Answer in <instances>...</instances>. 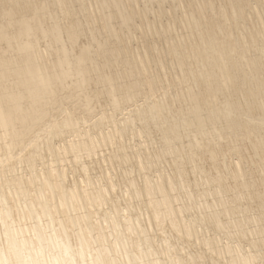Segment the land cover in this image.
<instances>
[{
    "label": "bare ground",
    "instance_id": "bare-ground-1",
    "mask_svg": "<svg viewBox=\"0 0 264 264\" xmlns=\"http://www.w3.org/2000/svg\"><path fill=\"white\" fill-rule=\"evenodd\" d=\"M137 1L0 0V264H264V0ZM136 120L159 134L144 162L116 140ZM112 144L107 165L141 173L140 184L121 175L131 217L116 202L112 217L98 214L114 186L84 163L100 165ZM43 148L50 162L36 171ZM165 158L173 173L158 167L152 180ZM68 164L84 177L74 186ZM191 185L213 198L196 202ZM152 227L206 250L175 256Z\"/></svg>",
    "mask_w": 264,
    "mask_h": 264
},
{
    "label": "rangeland",
    "instance_id": "rangeland-1",
    "mask_svg": "<svg viewBox=\"0 0 264 264\" xmlns=\"http://www.w3.org/2000/svg\"><path fill=\"white\" fill-rule=\"evenodd\" d=\"M89 1V0H88ZM139 2V3H138ZM137 3H138V5H140L139 7H144V4L146 3V1H144V0H139V1H137ZM154 9L156 10V5L154 4ZM165 8L166 9H168L169 8V5L167 4H165ZM170 18H171V15H170V13H168V15H167V17L166 18H162V20H161V22L164 24V23H167V22H171L170 21ZM172 19V22H173V18H171ZM136 34H137V36H136ZM135 36L136 37H138V33H137V31L135 32ZM138 39H139V37H138ZM136 40H137V38H136ZM134 45V44H133ZM139 46H140V42H139ZM101 103H105L104 101H100ZM99 101L97 102V101H95V107H97V108H95L94 107V113H98V114H100L101 112L103 113V112H105V113H108L109 112V110H108V106L105 104L104 106L102 105L101 106V103H100ZM98 104H99V106H98ZM97 105V106H96ZM101 109H99V108ZM97 109V110H96ZM106 109H107V111H106ZM100 112V113H99ZM124 113H126V111H124ZM97 114V115H98ZM127 115V114H126ZM125 116V115H124ZM123 116V117H124ZM118 117H121L120 115H118ZM133 117V116H132ZM105 125V126H104ZM139 125H140V123L139 122H137V120L135 121V124H134V122H133V124H132V126H131V130H132V132H131V130H126V133L123 135V136H121V139L120 138H117L116 140L118 141V139H119V142H122L123 143V146L126 148V146L128 147V148H126L125 150L126 151H128V153H129V151L130 152H134V151H141V153L139 152L138 153V156L140 157H138V159H140V161L142 160V158H143V153L145 152V154H147V155H149L150 153L152 154V152L151 151H153V154H155L156 153V147H157V144H158V141H159V134H156V133H151L152 135H149L148 136V134L147 133H144V132H142V131H140V129H139ZM106 126H108V124H103V126L102 127H100V128H102L103 129V131L104 132H106V130H108L109 129V127H106ZM97 127H99V126H97ZM105 127V128H104ZM137 127V128H136ZM94 130H96V128L95 129H93V128H91V132H93ZM138 130V131H137ZM137 131V132H136ZM130 132V133H129ZM136 134H135V133ZM139 134V135H138ZM138 135V136H137ZM132 136H134V137H132ZM156 136V137H155ZM124 137V138H123ZM136 137V138H135ZM147 137V138H146ZM153 137V138H152ZM42 138H44V137H40V140H42ZM142 138V139H141ZM145 139V140H144ZM155 139H156V141H155ZM53 140V144H55V146L57 145L58 146V144H61L62 143V141L59 139H56V138H52L51 139V141ZM115 140V141H116ZM124 140V141H123ZM147 140V141H146ZM59 142H61V143H59ZM145 142H147V143H145ZM155 142V143H154ZM157 142V143H156ZM145 143V144H144ZM127 144V145H126ZM131 146H130V145ZM140 144L142 145V146H140ZM150 144V145H149ZM139 145V146H138ZM110 146V147H109ZM108 147H104V148H102V149H100V151H99V154L101 155L100 157L102 158H104L105 156H107V157H105L104 159H101L102 161H101V163H100V165H97V164H95L94 163V158L91 160V158L89 157L88 159H87V157L84 159V163H85V165H87L88 166V170H89V172H91L92 174H90L89 172V177L93 180H96V179H98L97 177L99 176V175H101L104 171L106 172V175L110 178V180H111V182L113 183V188L112 189H110L109 190V194L107 195V197L111 200V203H110V205H108V203L107 204H105V206L107 207H105L104 205L102 206L103 208H101V210H100V212L98 213V211H97V213L99 214V215H101V214H103L104 212V214L106 215V217H107V214H108V216H113V210L111 209V204H114L115 202H116V204H117V208H118V210L120 209V214L121 215H125V217L128 215V216H130L131 217V211H129V207L130 206H132L133 205V207H134V205L136 204V203H134V201L132 202V200L131 199H129L130 198V194H128L130 191H128L129 190V188L128 187H126V185L124 184V182H123V180H124V177L122 178V171H123V173L125 174L126 172V170H130V172L129 171H127V173H130L131 175H133L132 176V178H137V179H135V182H136V184H137V182L140 184V182L142 181V177H141V173L140 172H137L138 170L136 169V167H134V166H132V165H126L127 166V168H126V166L123 168V167H121V168H119V166L117 165H115V166H113V167H111V166H109V165H107V158H108V154H110L109 152H113L116 148V146L114 145V144H112V145H109ZM113 146V147H112ZM155 147V149L153 148V147ZM112 147V148H111ZM136 147V148H135ZM150 147V148H149ZM159 147V146H158ZM157 147V148H158ZM113 148H115V149H113ZM131 148V149H130ZM134 148V149H133ZM141 148H144L145 150H140ZM146 148H148V149H146ZM138 149V150H137ZM133 150V151H132ZM148 150V151H147ZM150 150V151H149ZM246 150V149H245ZM244 150V151H245ZM104 151V152H103ZM111 152V153H112ZM143 152V153H142ZM42 155H38V157L41 159H37L38 160V162L36 161V163H35V170L37 171V170H39V168L41 169V167H42V165H44V164H46L47 165V161L48 162H50L49 161V155H48V157H47V155H45V154H48V153H46V149H42ZM103 154V156H102V154ZM245 153V155L247 156L250 152H249V149H247L246 150V152H244ZM248 153V154H247ZM141 155V156H140ZM245 155H244V158H246V159H248V157H249V159L248 160H243L242 161V163L243 162H248V161H250L251 160V158H250V155H248L247 157H245ZM149 156H152V155H149ZM45 157V158H44ZM167 157V156H166ZM224 157H229L228 155H225ZM232 157H234L233 158V160L235 159V160H237V158H235L236 156H232ZM232 157H231V159H232ZM164 158V157H163ZM226 158H224V159H226ZM43 159V160H42ZM45 159H48V160H45ZM221 159H222V157H221ZM104 160H105V163H104ZM163 161H161V162H157L156 164H155V162L153 163V166L154 167H157V168H155V170L154 169H152L151 170V173H148V175L151 177V179L152 180H154L156 177H155V175L157 176L158 175V171H157V169H158V167H159V169H161V171H163V173L165 172V174H168V173H173L172 171V167L171 166H169L170 164H169V159H167V158H165V159H162ZM168 160V161H167ZM227 160V159H226ZM225 160V161H226ZM229 160H230V158H229ZM234 160V161H235ZM92 161H93V164H92ZM143 162H144V160H142ZM228 161V160H227ZM42 164H41V163ZM45 162V163H44ZM245 162V163H246ZM24 163V162H23ZM23 163H21V164H18V166H17V168H15V171L16 172H18V174H19V172H23V173H20V175H24V177L26 176H28L29 175V170H28V168H26V166H25V164H23ZM88 163V164H87ZM245 163H243V165H244V167H243V165H242V167L243 168H245V169H248V168H246L249 164H250V162H248V163H246L247 164V166L245 167ZM49 164V163H48ZM166 164V165H165ZM167 164H169V165H167ZM92 165V166H91ZM165 165V166H164ZM24 166V167H23ZM39 166H41V167H39ZM68 167H66V169H68V174H67V176H68V180H69V185H71V186H74V183H77V182H79V181H81V180H83L84 179V177H83V174L81 173L80 174V172H74L73 170H74V168H72V165H67ZM101 166V167H100ZM109 166V167H108ZM168 166V167H167ZM95 167V168H94ZM118 167V168H117ZM128 167H133L132 169L131 168H129L128 169ZM153 167V168H154ZM22 168H24V169H22ZM69 168H70V170H69ZM100 168H101V173L99 172L100 171ZM103 168V169H102ZM168 168V169H167ZM17 169H19V170H17ZM71 169H73V170H71ZM119 169V170H118ZM120 169H121V171H120ZM125 169V170H124ZM135 169V170H134ZM164 169V170H163ZM28 170V171H27ZM92 170V171H91ZM98 170V171H97ZM109 170V171H108ZM134 170V171H133ZM137 170V171H136ZM153 170H154V172H153ZM25 171V172H24ZM73 171V172H72ZM95 171V172H94ZM156 171V172H155ZM100 174H99V173ZM115 172V173H114ZM121 173V174H120ZM136 173H137V175H136ZM140 173V174H139ZM71 174V175H70ZM75 174V175H74ZM97 174H99L97 177H96V175ZM118 174V175H117ZM152 175H153V177H152ZM189 175L191 176V177H193V174H191V173H189ZM199 175V174H198ZM197 175V176H198ZM72 176H74V177H72ZM82 176L83 178H81V179H79L80 177ZM119 176H120V178H119ZM124 176V175H123ZM138 176V177H137ZM139 176H140V178H139ZM78 177V178H77ZM94 177V178H93ZM118 177V178H117ZM74 178V179H73ZM96 178V179H95ZM115 178V179H114ZM122 178V179H121ZM154 178V179H153ZM73 179V180H72ZM141 179V180H140ZM187 179H189V177L187 178ZM74 180H76V181H74ZM122 180V181H121ZM190 180V179H189ZM74 181V182H73ZM115 181V182H114ZM102 182H103V184H102ZM105 182V183H104ZM99 183H101L102 184V186H106V180L105 181H99ZM73 184V185H72ZM138 184V185H139ZM115 186H116V189H120V190H116L115 189ZM205 186H202V187H200V185L197 187L196 185H191V187H190V189L192 190L193 189V191H195L196 192V195H195V199L197 200L196 202H201V200L203 201V197H201V196H199V197H201V199L199 198V197H197V191L199 190H202L203 188H204ZM123 188V189H122ZM200 188H202V189H200ZM114 189H115V192H114ZM195 189H197V190H195ZM126 190V191H125ZM128 191V192H127ZM110 192H113V193H110ZM122 192V193H121ZM117 194V196H115L116 194ZM114 194V195H113ZM123 194H124V196H125V198H121V197H123ZM125 194H127V195H125ZM109 195H111V196H109ZM120 195V196H119ZM211 195V194H210ZM209 195V196H210ZM180 196H181V198H182V193L180 194ZM207 197V196H205V197H207V199L208 200H211L212 198H213V196L211 197ZM114 197V198H113ZM119 197H120V199H119ZM126 197H129L128 199H129V201H128V199L126 198ZM118 198V199H117ZM124 199H127V201L126 200H124ZM182 199H185L184 197L182 198ZM206 198L204 199V200H207ZM114 200V201H113ZM117 200V201H116ZM121 200V201H120ZM20 201L21 202H23V199H20ZM125 201V202H124ZM213 201V200H212ZM212 201H208V202H212ZM113 202V203H112ZM131 202V203H130ZM124 203H125V205H124ZM133 203V204H132ZM123 204V205H122ZM126 204L127 205H129V207H127L126 206ZM131 204V205H130ZM244 205L245 204H243V207H244ZM110 206V207H109ZM246 206V205H245ZM123 207V208H122ZM127 207V208H126ZM248 208H249V212L248 213H250V214H252V215H258L257 213V209L254 207V205H249V206H247ZM104 208H105V211H104ZM247 208V209H248ZM111 209V210H110ZM123 210V211H122ZM108 213H107V212ZM110 211H111V213H110ZM122 211V212H121ZM128 213H127V212ZM193 211L194 210H189V211H187V212H185V214H184V216L186 217L185 219L187 220V221H189L190 219L192 220L193 219V216L191 215V212H192V214H193ZM103 212V213H102ZM126 213V214H122V213ZM188 212H190V213H188ZM255 212H256V214H255ZM130 213V214H129ZM103 214V215H104ZM188 214H189V216H188ZM102 216V215H101ZM122 216V217H123ZM190 216H192V217H190ZM124 217V218H125ZM224 220V219H223ZM201 223L199 224V222H196V228H197V230H198V232H199V234H201L202 236H215L219 241H218V245L220 244V246H223V245H225L226 243H229V244H232V245H236V243L237 242H234L233 241V239H228L229 237H226L227 235H225L224 233L222 234L221 232H217V231H215L214 232V230L213 229H211V227H207L206 228V226H202V228H201ZM205 227V228H204ZM201 228V229H200ZM210 228V229H209ZM204 229V230H203ZM207 229V230H206ZM157 230V231H156ZM202 230V231H201ZM151 231H152V234L154 235V237H155V240L158 242H160V240L163 238V236L164 235H166V236H164L165 238H167V240L169 241V242H171V243H177L176 244V247H177V251L175 250V252L176 253H174V255L176 256H179L180 255V253H181V255L180 256H186L187 255V253H191V254H193L194 252H201L202 251V253H203V251L205 252V248L204 247H200V244H197L196 242H186V241H184V240H180L179 242L176 240L175 241V238L173 237V234L171 233V231H169V229L168 228H166V231H165V229L164 230H158V229H156L155 227H152V229H151ZM163 231H165V233L166 234H163L164 232ZM168 231V232H167ZM213 231V232H212ZM157 232V233H156ZM162 234H161V233ZM156 235H155V234ZM159 233V234H158ZM204 233V234H203ZM209 235H208V234ZM213 233H215V234H213ZM158 234V235H157ZM168 234H170V236L168 235ZM219 236H217V235ZM167 235L170 237V238H168L167 237ZM221 235V236H220ZM162 236V237H161ZM161 238V239H160ZM225 238V239H224ZM227 238V239H226ZM174 239V241L172 242V240ZM163 240V239H162ZM182 241H184V243L182 242ZM222 241V242H221ZM181 242V243H180ZM234 242V243H233ZM193 243V244H192ZM223 243H225V244H223ZM179 244H181V245H179ZM190 244V245H189ZM195 244V245H194ZM241 245L239 246V248L242 250V251H244V250H247L248 249V244H246V242H243L242 241V243H240ZM183 245V246H182ZM187 245V246H186ZM198 245V246H197ZM244 245H246V246H244ZM180 246V247H179ZM242 246V247H241ZM164 247V246H163ZM168 246H166V247H164V249H163V252L165 251V252H169L170 250L172 251L173 249H172V247L170 246L169 248H167ZM183 247H184V249H185V251H184V249H183ZM190 247H192V248H190ZM166 248V249H165ZM187 248V249H186ZM189 248V249H188ZM194 248H196V249H194ZM199 248H201V250L199 249ZM204 250H203V249ZM167 249H169V250H167ZM193 249V250H192ZM167 250V251H166ZM185 252V253H184ZM196 252V253H197ZM195 254V253H194ZM173 259V258H172ZM172 259H170V260H166V264H168L169 263V261H171L169 264H173V261H172ZM258 261H260V260H258ZM168 262V263H167ZM202 262V261H201ZM199 263V264H210L211 262L208 260V259H205V260H203V262L202 263ZM212 264V263H211Z\"/></svg>",
    "mask_w": 264,
    "mask_h": 264
}]
</instances>
